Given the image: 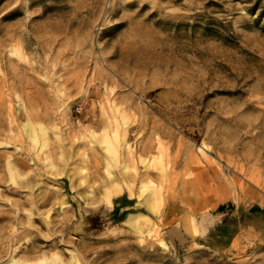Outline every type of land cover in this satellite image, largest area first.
I'll list each match as a JSON object with an SVG mask.
<instances>
[{"label":"rangeland","instance_id":"374dc122","mask_svg":"<svg viewBox=\"0 0 264 264\" xmlns=\"http://www.w3.org/2000/svg\"><path fill=\"white\" fill-rule=\"evenodd\" d=\"M72 254L264 264V0H0V264Z\"/></svg>","mask_w":264,"mask_h":264},{"label":"bare ground","instance_id":"6f19581e","mask_svg":"<svg viewBox=\"0 0 264 264\" xmlns=\"http://www.w3.org/2000/svg\"><path fill=\"white\" fill-rule=\"evenodd\" d=\"M21 48V47H20ZM116 119V118H115ZM125 119V118H124ZM123 120V119H122ZM123 123H125V122H123ZM121 124H122V122H121ZM32 127V126H31ZM34 127V126H33ZM40 128V127H39ZM33 128H31L30 130H29V134H30V137L33 139V140H35V136H34V129L32 130ZM42 129V128H41ZM40 130V129H39ZM41 131V130H40ZM118 131V130H117ZM120 131H123V130H120ZM120 131H118V133L120 134ZM125 131V130H124ZM114 132V131H113ZM45 134V133H44ZM112 134V133H111ZM119 134H116V135H114L113 137H110L109 135V137H105V141H106V144H107V155H109L113 160H114V158H115V160H116V157H117V148H119L118 146L117 147H115L114 146V142L113 141H116L117 140V135H118V137H119ZM122 134V133H121ZM107 135V134H106ZM113 135V134H112ZM111 135V136H112ZM43 136V135H42ZM121 136V135H120ZM95 137V136H94ZM124 137H126V135L124 136ZM37 138V137H36ZM45 138V137H44ZM123 138V137H122ZM122 138H120V139H122ZM124 140H125V138H123ZM122 139V140H123ZM42 141H44V140H42ZM126 141V140H125ZM125 141H121V144L123 143V142H125ZM44 143H45V141H44ZM43 144V143H42ZM105 144V145H106ZM118 144V143H117ZM45 145V144H44ZM119 145H120V143H119ZM125 145V144H124ZM41 146H43V145H41ZM127 146V145H126ZM201 146V145H200ZM202 147V146H201ZM123 148V147H122ZM126 149H128V147L126 148ZM199 149V148H198ZM205 150V149H204ZM103 151H105V150H103ZM119 151H120V148H119ZM118 151V152H119ZM122 152V151H121ZM124 152H129V151H124ZM106 153V152H105ZM126 153H122L123 155L122 156H124V155H126ZM120 154V153H119ZM108 156V157H109ZM130 156V155H129ZM121 157V156H120ZM124 158V157H123ZM158 158V157H157ZM208 158V157H207ZM206 158V159H207ZM118 159V158H117ZM128 159H130V157L129 158H127V160ZM201 159V158H200ZM150 160V159H149ZM155 160V159H154ZM158 160V159H157ZM157 160H156V162H157ZM161 160V159H160ZM159 160V161H160ZM208 160V159H207ZM112 161V160H111ZM118 161H121V158L118 160ZM124 161V160H123ZM129 161H131V159L129 160ZM146 161V160H145ZM114 162V164H115V162L117 163V161H113ZM141 162H142V160H141ZM150 162V161H149ZM120 163V162H119ZM122 163H124V162H122ZM122 163H121V165H122ZM129 164V163H128ZM156 164V163H155ZM118 165V164H117ZM120 165V166H121ZM131 165V164H130ZM130 165H128V166H130ZM146 165H147V163H146ZM120 166H119V168H120ZM125 166H127V164L125 165ZM125 166L124 165H122L121 166V168H122V170H125ZM127 166V168H129ZM149 167V166H148ZM126 168V169H127ZM147 168V167H146ZM152 168V166L150 167V169ZM157 168V167H156ZM132 169H133V167H132ZM149 169V170H150ZM121 170V171H122ZM161 170V172H162V169H160ZM164 170V169H163ZM166 170V169H165ZM132 171H134V170H132ZM145 171V170H144ZM167 171V170H166ZM146 172V171H145ZM151 172V171H150ZM164 172V171H163ZM221 172V171H220ZM120 173V172H119ZM124 173V172H123ZM147 173V172H146ZM152 173V172H151ZM165 173V172H164ZM163 173V174H164ZM223 173V172H222ZM143 174H145V173H143ZM122 175V174H121ZM127 175V174H126ZM151 175V174H150ZM161 175V174H160ZM168 175V174H167ZM135 176V175H134ZM175 176V175H174ZM228 176V175H227ZM146 177H148V176H146ZM124 178V177H123ZM145 178V177H144ZM166 179H167V177H166ZM125 180V179H124ZM147 180V179H146ZM132 181V183H133V180H131ZM137 181V180H136ZM164 181V180H163ZM162 181V183H164ZM167 181V180H166ZM197 181V180H196ZM126 182V181H125ZM144 182H146V181H144ZM149 182V181H148ZM169 182V181H168ZM241 182V181H240ZM150 183V182H149ZM162 183H159V184H162ZM227 183V182H226ZM120 184H121V182H120ZM128 184V183H127ZM134 184V183H133ZM133 184H131V186H127V185H125V187L127 186V188H126V190L129 192V195H131V189L133 190V188H131V187H134L133 186ZM152 184V183H151ZM158 184V185H159ZM165 184V183H164ZM232 184V183H231ZM239 184V183H238ZM135 185V184H134ZM240 185V184H239ZM117 187H116V193H117V196H121V194L123 195V189H122V187H120L119 185H116ZM229 186H230V184H229ZM161 185L160 186H156L155 188L153 187H151V185L150 184H148L147 182L145 183V184H143V183H141V185H140V187H139V190L138 191H140V192H138L139 194H138V198H141L139 201H137V205L138 206H141L144 210H145V212H147L148 214H150V215H156V213H158V210L160 209V207L162 206V196H161ZM227 187V186H226ZM232 187V186H231ZM235 187V186H234ZM238 187V186H237ZM245 187V186H244ZM259 188V187H258ZM125 189V188H124ZM165 188L163 187V189H162V192H163V190H164ZM126 192V191H125ZM145 192H147V194H145L144 196H143V194L145 193ZM230 192V191H229ZM127 193V192H126ZM112 194L110 193V192H108V193H106V196H105V201H106V203L107 204H112V200H111V196ZM127 196H128V194H127ZM132 197V196H131ZM130 197V198H131ZM137 198V199H138ZM95 199V198H94ZM94 199H92L93 201H95ZM129 199V198H128ZM97 200V199H96ZM96 204H97V202H96ZM96 204H94V205H96ZM109 208H110V206H109ZM141 216H143V217H146L147 215H144V214H140ZM147 219V218H146ZM153 221V220H152ZM191 221H192V219H191V217H189L188 215H187V220H186V225H185V229L187 230V231H195L194 230V225L192 226V223H191ZM125 224L129 227V228H131V229H138L139 230V227H140V225H141V222H140V220H139V215L138 214H136V215H131L129 218L127 217V220H126V222H125ZM144 224V223H143ZM156 224V223H155ZM149 225H150V223H149ZM145 226V225H144ZM157 226V225H156ZM182 226V225H181ZM146 227V226H145ZM183 227V226H182ZM147 228V227H146ZM138 230H136V232L138 231ZM143 230V229H142ZM140 231V230H139ZM147 231V230H146ZM152 231L153 232H156V229L155 228H153V227H150V232L152 233ZM135 232V233H136ZM143 232V231H142ZM147 233H149V232H147ZM157 233V232H156ZM195 233V232H194ZM145 235V234H144ZM152 235V234H151ZM155 236H156V234H154ZM147 236V235H146ZM153 236V235H152ZM141 237V236H140ZM149 237H150V235H149ZM146 238H148V237H146ZM141 239V238H140ZM160 244H162V243H160ZM10 249V248H9ZM14 250V249H13ZM16 250V249H15ZM71 252V251H70ZM12 253H14L13 251H12ZM72 253V252H71ZM11 254V253H10ZM73 255V254H72ZM50 256V255H49ZM11 257V256H10ZM9 257V258H10ZM53 257V256H52ZM54 257H55V255H54ZM72 258H73V260H75V262L77 263V264H80V262L78 261V259L75 257V255H73V256H71ZM79 257V256H78ZM12 259H10V260H8V261H11L10 262V264H32V263H30V262H27V261H21V259H20V262H18V261H16V260H13V257H11ZM41 258H42V256H41ZM50 258H51V256H50ZM44 259H46L47 260V258H44ZM44 259L42 260V261H40L38 264H43V262H45L44 261ZM48 259H49V257H48ZM54 259H56V258H54ZM71 260V259H70ZM80 260V259H79ZM8 261L6 262V263H8ZM58 261H59V259H58ZM37 262V261H36ZM55 262H56V260H55ZM5 263V262H4ZM35 263V262H34ZM74 263V262H73ZM82 263V262H81ZM9 264V263H8ZM45 264H53V262H52V260H47L46 261V263ZM59 264V263H58ZM61 264H65V263H61ZM69 264V263H68ZM72 264V263H71Z\"/></svg>","mask_w":264,"mask_h":264}]
</instances>
